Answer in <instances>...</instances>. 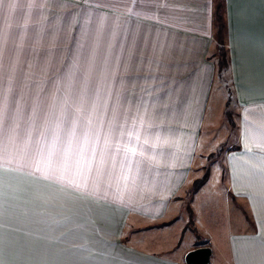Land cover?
I'll use <instances>...</instances> for the list:
<instances>
[{
	"label": "crops",
	"instance_id": "0c3cea01",
	"mask_svg": "<svg viewBox=\"0 0 264 264\" xmlns=\"http://www.w3.org/2000/svg\"><path fill=\"white\" fill-rule=\"evenodd\" d=\"M218 12L232 99L215 84ZM228 111L237 147L212 160ZM140 117L127 182L122 164L98 193L6 173L9 264H184L203 245L212 264H264V0H5L0 138L102 139Z\"/></svg>",
	"mask_w": 264,
	"mask_h": 264
},
{
	"label": "snow or ice",
	"instance_id": "6c2138e0",
	"mask_svg": "<svg viewBox=\"0 0 264 264\" xmlns=\"http://www.w3.org/2000/svg\"><path fill=\"white\" fill-rule=\"evenodd\" d=\"M3 6L5 0H0V7ZM142 127L144 120L140 117L127 128L117 126L107 130L102 139L96 136L90 138L87 134L77 138L74 131L65 135L56 131L42 136L39 141L30 137L17 140L14 135L0 138V212L5 198L6 173L10 172H31L82 193H98L99 182L108 169L114 164H122L121 178L127 182L133 161L144 156L148 143L141 139ZM115 157L120 160H115ZM0 264H9L4 258L2 238Z\"/></svg>",
	"mask_w": 264,
	"mask_h": 264
},
{
	"label": "rangeland",
	"instance_id": "374dc122",
	"mask_svg": "<svg viewBox=\"0 0 264 264\" xmlns=\"http://www.w3.org/2000/svg\"><path fill=\"white\" fill-rule=\"evenodd\" d=\"M223 23L225 24V27L224 29L226 28V22L225 20H223V16H221V12H219L218 14V18L216 17V26H217V30L220 29V38L223 39L225 38V35H226V30H225V33H224V36H223ZM218 39V37H217ZM218 41L220 42V40L218 39ZM220 43L218 44L216 42V50H215V54L217 53L219 56H217V54L215 55L217 59L220 58ZM222 46H225V42L222 44ZM221 51H225V49L222 47V50ZM221 79L219 77V75H217L216 77V80H215V84L216 86L219 85V89H223V91H225L226 93H228L227 91L230 92V94L232 95L231 93V83H230V75H229V71L226 72V71H223L221 72ZM217 92H214L213 94V103H212V106L215 105V102H216V99H217V95L215 94ZM231 116V115H230ZM230 116H227L225 115L224 117V120H223V124H225V126L227 127L228 129V133H227V136H226V140H225V143L223 144V146H221L220 148L217 149V151L214 152L215 156L214 158L212 157V160H215L217 159V157H220L221 161L225 155V152L227 150V148H236L237 147V142H238V126L237 124L235 123V120L237 118V115L235 116V114L232 113V120L234 122H232V125L230 123V121H228V118ZM223 134V133H222Z\"/></svg>",
	"mask_w": 264,
	"mask_h": 264
},
{
	"label": "trees",
	"instance_id": "16d2710c",
	"mask_svg": "<svg viewBox=\"0 0 264 264\" xmlns=\"http://www.w3.org/2000/svg\"><path fill=\"white\" fill-rule=\"evenodd\" d=\"M217 5H218L217 7L219 9L220 8V2L217 1ZM218 14H219V12L216 15L217 18H218ZM224 27H225V24L223 23V36H224L225 30H226V28L224 29ZM216 34H217L216 37H218V39L220 40V42H219L218 39H217V43L218 44L220 43V45H221V46L219 45L220 46V51H219L220 52V58L217 59L218 75H219V77L221 79V76H220L221 72H223V71L228 72L229 71V68H230V57H229L228 49L226 48V46H222V44L225 42V40H224V38L223 39L220 38V29L217 30ZM222 47L225 49L224 52L221 51ZM217 56H219V55L217 54ZM231 99H232V95H231ZM231 99L229 100V104L231 102ZM226 116H230L228 119L232 120V112L231 111H228L226 113ZM209 174H210L209 173V169L207 168L205 175L203 176L202 179H200L195 184V187L198 188L199 186L204 184L208 180ZM199 241H202V239H199Z\"/></svg>",
	"mask_w": 264,
	"mask_h": 264
},
{
	"label": "water",
	"instance_id": "95a60500",
	"mask_svg": "<svg viewBox=\"0 0 264 264\" xmlns=\"http://www.w3.org/2000/svg\"><path fill=\"white\" fill-rule=\"evenodd\" d=\"M212 254L213 248L210 245L193 248L185 254L184 264H212Z\"/></svg>",
	"mask_w": 264,
	"mask_h": 264
}]
</instances>
